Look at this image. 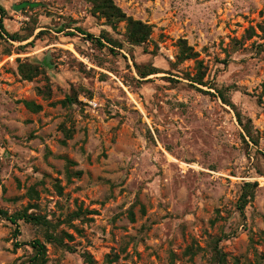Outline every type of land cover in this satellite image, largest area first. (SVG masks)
Listing matches in <instances>:
<instances>
[{"label": "rangeland", "instance_id": "374dc122", "mask_svg": "<svg viewBox=\"0 0 264 264\" xmlns=\"http://www.w3.org/2000/svg\"><path fill=\"white\" fill-rule=\"evenodd\" d=\"M112 1L0 0V264H264V0Z\"/></svg>", "mask_w": 264, "mask_h": 264}, {"label": "trees", "instance_id": "16d2710c", "mask_svg": "<svg viewBox=\"0 0 264 264\" xmlns=\"http://www.w3.org/2000/svg\"><path fill=\"white\" fill-rule=\"evenodd\" d=\"M93 4H94V9L96 10V12H99L102 16L106 17L109 20H113V21H117L120 18H124L125 15L124 13L121 11V9L115 5L113 3L112 0H92ZM0 11L4 12L3 7L0 5ZM0 26L3 30V33L9 37L10 39L14 40V41H21L23 40L22 37H20L17 33L15 34H11L9 33L5 28H4V24H3V20L2 18L0 19ZM151 29L152 27L147 24L144 23L140 20H134L132 18H128V27H127V36H128V40L133 43V44H137V45H141L146 43L149 40L150 34H151ZM110 44L113 47H110V50L115 51V47H120L121 43L117 40L114 39H108ZM100 44H103L101 41H99ZM189 50H191L190 48H188ZM183 54L185 57H190L193 55V53L191 52H187L185 53V50L183 51ZM38 69L37 67H34V70H32V72H28L27 69L21 68V73L23 75L24 78L26 79H30L32 78L36 73H37ZM158 71H156V69L152 68L149 69L148 72L144 73L146 75L149 74H153L156 73ZM66 102H72V99H67V101L64 102V104H66ZM28 107L31 108H38V106L34 105V103L26 101L25 103ZM239 121L241 122L240 116L238 117ZM247 186H251V184H247ZM59 188V187H58ZM252 195V194H249ZM248 192L243 193L242 199H243V203L239 204V210L241 212H244V204L247 201L248 198ZM76 216H80V211H77L75 213ZM0 216L4 217L5 219L11 221L13 224H15L17 227L15 228L14 231V237L17 238V236L20 234V230L18 228V220L16 218V216L14 215H8V213L0 208ZM22 216L26 217L28 220L29 219H33L36 221H43L44 218L40 217V216H34V215H28V214H23ZM47 226L49 225V223L46 221ZM25 244L24 242H20L17 239L14 241V247L18 248L21 245ZM33 248L35 249L34 254L29 257V259L27 261H21V262H16L14 264H45V259H46V248L44 246V244H42L39 240H35L32 243ZM217 256L219 257V261L223 262L225 260L224 254L221 251H217ZM84 260L87 264H95L92 256L89 255L88 253H84L83 254Z\"/></svg>", "mask_w": 264, "mask_h": 264}]
</instances>
